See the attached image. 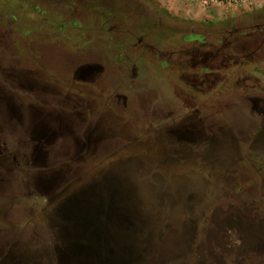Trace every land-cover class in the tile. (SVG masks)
<instances>
[{"label": "flooded vegetation", "instance_id": "obj_1", "mask_svg": "<svg viewBox=\"0 0 264 264\" xmlns=\"http://www.w3.org/2000/svg\"><path fill=\"white\" fill-rule=\"evenodd\" d=\"M73 1L27 0L24 1L29 3L26 9L21 0L17 14L0 13V264H44L45 261L39 253L3 250L4 244L23 238L14 234L9 219L13 200L18 202L21 196H28L31 201H39L48 219L44 221L52 228L48 237L60 243L65 224L61 206L65 197L78 187L104 182V178L115 172L113 168L103 167L81 174L77 169L80 163L110 160L108 142L117 138L107 127V113H120L127 121V115L133 121L140 117L132 103L141 96L143 88L140 79L146 70L141 61L151 71L168 72L169 91L178 89L185 103L166 104L170 114L183 115L181 122L173 118V123L167 122L163 130H158L161 128L158 125L143 130L153 133L152 142L166 140L158 137L160 131L164 133L161 136L172 138L176 152L184 149L185 153L192 155L193 152L194 157H199L208 131L221 145L231 141L239 150L244 133L237 127L245 124L241 121L248 122L247 118H241L239 123L234 121L229 133L218 124L207 128L200 117L215 108L210 105L216 100L212 99L213 94L218 97L219 106L225 96L230 100L237 98L241 104H233L234 114H243L249 108L251 115L264 116V92L246 84L254 67L260 62L264 64V26L224 25L212 32L171 37L165 48L166 63L163 47L144 41L137 33L121 30L116 23L111 26L112 20L106 11H97V16L92 11L82 15L87 24L79 28L77 6L70 11L62 10L66 3ZM50 15L60 21H51ZM78 38H84L85 42L79 43ZM125 39L129 42L125 43ZM109 40H120L112 59L107 53ZM127 47L136 54L133 60L120 57ZM179 68L187 70L186 77L192 84L173 86L174 72ZM222 72L245 75L244 90L233 93L227 89L229 81L224 80ZM158 111L161 109L154 107L151 112ZM245 125L252 127L253 122ZM178 130L187 133L182 139L184 142L178 138ZM117 136L123 141V134ZM260 136L261 133L256 141ZM179 142L185 143L184 146ZM237 157V162L246 158ZM40 183L44 186L39 187ZM57 258L58 253L53 264H61Z\"/></svg>", "mask_w": 264, "mask_h": 264}, {"label": "rangeland", "instance_id": "obj_2", "mask_svg": "<svg viewBox=\"0 0 264 264\" xmlns=\"http://www.w3.org/2000/svg\"><path fill=\"white\" fill-rule=\"evenodd\" d=\"M20 1L0 0V13L17 14ZM24 1L27 0H23V6L28 9L29 3ZM74 6H77L79 28L86 27V17L82 19L84 14L92 11L97 16L98 12L106 11L112 20L111 26L116 23L121 30L137 33L144 41L163 47V61L166 63L168 55L165 48L171 42V37H184L192 32H212L224 25L264 26V0H105L104 3L101 0H74L66 3V8L62 10L70 11ZM50 16L51 21H60L56 16ZM84 40L78 38L79 43ZM128 42L125 39V43ZM119 43L120 40H109L107 53L110 59L113 58L114 49L119 48ZM134 55V50L127 47L121 51L120 57L129 61L134 59ZM141 66L146 70L141 73L143 88L141 96L132 103L138 108L140 117L133 121L127 115V121L120 113H107V127L117 138L108 142L111 146L110 162L94 160L88 164H78L77 169L81 174L103 167L113 168L115 172L104 179L103 190L95 189L93 184L94 189L91 185L78 187L67 195L61 206L62 214L67 202L72 200L73 206L85 202L87 217L97 219L93 229L95 232L103 229L99 233L107 234L110 240L112 237H124L126 257L123 260L111 259L109 264H121L120 261H124L122 264H264V138H261L264 116L251 115L249 108L244 109L243 114H234L235 110L231 109L233 104H241L237 98L230 100L225 96L222 98L224 103L219 106L216 104L218 97L213 94L212 99L216 100L210 105L215 108L200 115L207 128L218 124L222 130L231 133L234 121L239 123L245 117L248 122L240 123L253 122L252 131L250 125H238L237 128L244 133L239 150L231 141L226 142L228 145H221L218 138L211 135L213 133L206 131L199 157H194L193 152L192 155L187 151L185 153L184 149L176 152V144L171 137L161 136L164 133L158 131V137L167 141L152 142L153 133L143 130L157 125L161 126L158 130L162 129L167 127V122L171 125L173 118L181 122L183 115L170 114L166 104L168 106L169 102L177 101L183 105L185 103L178 89L169 91L166 83V76H170L168 72L164 69L151 71L143 61ZM254 68L246 84L264 92L263 62ZM187 74L186 69H176L172 75L173 86L179 88L192 84ZM222 75L225 81H229L227 85L230 88H226L231 92L244 90L245 75L224 72ZM154 107L160 108L161 112H151ZM260 133V139L256 141ZM121 134L123 141L117 136ZM176 134L182 140L187 133L178 130ZM179 144L184 146L185 143ZM237 154L246 158L237 162ZM78 176L81 177L80 174ZM43 186L39 184V187ZM23 192L26 195V190ZM38 202L31 201L28 196H21L18 202L13 200L9 219L12 220L14 234L23 238L4 244L3 250L10 248L17 252L39 253L46 261L44 264H53L56 254L65 250V243L62 242L65 233L61 229L60 243L48 237L52 228L48 221H44L48 219ZM110 208L109 213L116 216L108 219L106 214ZM117 217H122V221L116 222ZM23 224L25 227H22ZM140 239L152 240L156 245H164L165 249L157 248L154 253L156 260L151 259L150 253L145 251V259L140 263L136 257L139 252H129L133 244L139 247L141 241L137 242ZM165 240L171 242L165 243ZM176 243H181L180 249ZM182 246L184 250H181ZM108 247H114V244L110 241L104 245V249ZM96 250L90 264H102V249L99 247Z\"/></svg>", "mask_w": 264, "mask_h": 264}, {"label": "water", "instance_id": "obj_3", "mask_svg": "<svg viewBox=\"0 0 264 264\" xmlns=\"http://www.w3.org/2000/svg\"><path fill=\"white\" fill-rule=\"evenodd\" d=\"M111 176H108L109 178ZM114 179V177H112ZM105 179V178H104ZM104 182H100L99 184H95L94 187L95 189L98 188L100 190H103L105 188V185L103 184ZM93 188V186H92ZM91 188V189H92ZM94 189V188H93ZM72 201V200H71ZM67 202L64 206L63 214L64 216V221L65 224L62 228L63 234H64V239L62 242L65 243V250L59 251V259L61 261V264H89L92 262V254L95 253L97 248L102 249V254H101V263L102 264H109L110 260H116V259H124L126 257V252H127V246L124 244L123 241V236H117V238H113L110 240L109 236L106 234L99 233L102 230L98 229L99 232H95L96 230L94 229L95 226V221L97 219H94L92 216L87 217V206L86 203H78L75 204L74 206L72 205V202ZM114 208H112L113 210ZM108 213V219H110V216H116L115 214H110L109 211L110 209H107ZM126 210V209H125ZM114 211V210H113ZM124 217V216H122ZM122 217H117L118 220L116 222L122 221ZM113 219V218H112ZM121 219V220H120ZM102 227V226H101ZM96 234H95V233ZM95 235H94V234ZM89 234V236H88ZM102 235V237H100ZM96 238H95V237ZM100 237V238H99ZM85 238V239H84ZM149 238V237H148ZM86 240V241H85ZM172 240V239H171ZM110 241L114 244V247H108L107 250L104 249L105 244H109ZM141 241V242H140ZM175 241V240H173ZM136 242V241H135ZM140 242L139 247L133 244L132 248L130 247L129 252H139L137 253L138 255L136 256L138 261L141 263L143 259H145L143 253L146 251L150 253L151 259L156 260L157 258L154 256V253L157 252V248H161L162 250L165 249L163 247L164 245L158 243L156 245L152 240L148 239H140L137 243ZM144 242V243H143ZM171 241L165 240V243H169ZM177 246L180 249L181 243H176ZM148 245V246H147ZM186 249V247H185ZM178 250V249H177ZM181 250H184V247H181ZM76 257V260H73L72 258ZM117 257V258H116ZM148 257V256H146ZM68 259L65 261V259ZM163 258H168L167 256H164ZM89 260L84 262L83 260ZM124 262V261H120ZM121 263V264H122ZM100 264V263H99Z\"/></svg>", "mask_w": 264, "mask_h": 264}]
</instances>
